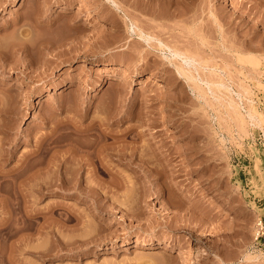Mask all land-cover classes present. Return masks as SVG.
I'll use <instances>...</instances> for the list:
<instances>
[{"label":"rangeland","instance_id":"obj_1","mask_svg":"<svg viewBox=\"0 0 264 264\" xmlns=\"http://www.w3.org/2000/svg\"><path fill=\"white\" fill-rule=\"evenodd\" d=\"M0 109L3 170L53 139L0 264H264V0H0Z\"/></svg>","mask_w":264,"mask_h":264},{"label":"bare ground","instance_id":"obj_2","mask_svg":"<svg viewBox=\"0 0 264 264\" xmlns=\"http://www.w3.org/2000/svg\"><path fill=\"white\" fill-rule=\"evenodd\" d=\"M21 1L22 0H15L16 3H19ZM89 20H90V18H86L85 21H89ZM0 111H2V110L0 109ZM102 122L103 121H101V120L97 121V123H96L97 125L93 127V130L95 132L93 131L94 137L91 138L92 140L90 142L86 143L84 146L82 145L83 147L79 146L80 147L79 149L81 150L82 154L80 155V157L77 160V161H80V159H83L86 156L84 161L87 160V163H89L92 166V169L94 170L95 173L103 170V167L105 166V163H104L105 161H104L103 155L108 152L107 149L109 148L106 145L105 140L108 137H110V134H109V132L105 131L104 129L99 128V126ZM2 137L0 136V161L7 157L8 149H9V148L3 146L4 143L6 142L5 141L6 139L3 140ZM50 139H52V138H50ZM50 139L48 140V139L44 138V139H40L39 142L37 141L38 143L36 144V146H34L33 150L30 153H27V155L24 157L25 158L24 160L21 159L23 161H21V163L17 167L15 166V168L13 167V168L7 169V170H3V168L0 167V210H2L3 212L6 213V215L3 218H1V220H0V238H4V239L8 240L12 236H14L18 232H20V230H27L29 228V225H30L31 219H32L31 218L32 214H31L30 210L27 208V206H28L27 202L29 200L28 197H29L32 185H33L32 184L33 182H31V181H33V175H34V171H35L32 169V168H34L33 166H35V164L33 163L32 159L29 158V155L31 153H36L38 151H39V153H42L44 151L43 149L47 146L46 144H48L51 141ZM44 145H46V146L43 147ZM123 149L126 150V148H124V147L118 148L117 154L119 153L118 154L119 157H123V156L127 155L130 159H134L135 157L138 156V155H136L134 148L130 149L129 152L127 151V153ZM82 156H84V157L82 158ZM57 164H59V162ZM38 169H40V168L38 167ZM53 170H55V169H53ZM57 170H59V169H57ZM58 173H60V175L57 174L58 175L57 178H59L60 180L58 179L59 182H57L56 184H58L59 187H62V188L67 187L68 188V186H69L68 182L70 181L69 180L70 178L68 179V177L66 178L65 176H63L62 175L63 172L61 173V171ZM55 176H56V174H55ZM34 177H36V175H34ZM76 178H75L74 185L76 183L79 184V182H78L79 179H78V177H76ZM46 186L42 185L41 187H43V189H45L44 187H46ZM46 189H49V188L46 187ZM49 190H51V189H49ZM25 233L27 234V232H25Z\"/></svg>","mask_w":264,"mask_h":264},{"label":"built area","instance_id":"obj_3","mask_svg":"<svg viewBox=\"0 0 264 264\" xmlns=\"http://www.w3.org/2000/svg\"><path fill=\"white\" fill-rule=\"evenodd\" d=\"M264 210V209H263ZM264 237V211L261 215L256 219L254 228H253V238L258 240Z\"/></svg>","mask_w":264,"mask_h":264}]
</instances>
